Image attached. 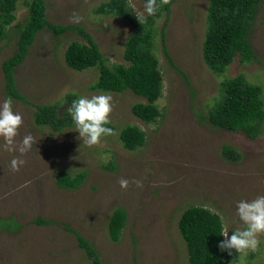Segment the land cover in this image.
Masks as SVG:
<instances>
[{"label": "rangeland", "instance_id": "1", "mask_svg": "<svg viewBox=\"0 0 264 264\" xmlns=\"http://www.w3.org/2000/svg\"><path fill=\"white\" fill-rule=\"evenodd\" d=\"M104 1L46 0L48 19L83 26L109 64L128 63L125 45L138 26L97 13ZM128 1L137 22L151 14L145 0ZM209 5V0H175L170 13L156 20L154 49L164 78L158 105L164 115L153 123L132 112L135 103L148 101L145 97L130 90H94L98 67L77 71L67 65L69 43L87 42L75 29L42 30L15 68L19 91L34 104H59L63 113L67 95L75 93L81 114L97 107L118 130L139 125L146 144L129 151L118 132L90 136L77 124L58 132L40 126L34 105L7 96L2 63L18 48L16 24L28 17V7L19 2L17 20L0 42V264H92L68 225L94 244L104 264H189L178 221L191 205L221 215L234 249L229 264H264V123L253 139L207 119L225 78L244 73L262 86L264 96V0L250 36L257 58L243 63L237 55L223 75L214 73L202 54ZM163 30L175 65L164 53ZM225 145L241 158L226 159ZM62 170L72 175L85 170L87 178L76 189L60 187L56 175ZM117 207L126 209L127 221L114 241L108 223ZM38 216L56 222L33 223ZM12 219L22 227L12 226Z\"/></svg>", "mask_w": 264, "mask_h": 264}, {"label": "trees", "instance_id": "2", "mask_svg": "<svg viewBox=\"0 0 264 264\" xmlns=\"http://www.w3.org/2000/svg\"><path fill=\"white\" fill-rule=\"evenodd\" d=\"M21 0H0V42L7 38L9 27L17 20V7ZM28 7V17L18 22V48L3 63L6 94L8 97L22 100L36 107L35 122L40 126H49L53 131L78 125L90 135L98 136L119 133L123 146L136 151L146 144V132L137 124H127L118 130L97 108H90L84 115L82 100L75 93L67 95L69 106L63 113L59 104H34L22 94L16 83L15 68L30 52L39 32L44 29L62 34L71 29L77 30L87 42L71 41L65 50V61L69 67L83 71L98 67L99 77L91 88L101 91H132L145 97L147 102H137L132 112L146 123H153L163 117L164 112L158 105L163 96L164 78L160 59L155 52L156 20L163 13H170L175 0H145L151 14L137 22L133 7L128 0H107L95 9L97 13L125 18L138 26L125 45V60L128 63L109 64L108 58L100 49L93 35L83 26L56 24L48 19L46 0H22ZM262 0H209L208 30L202 47L203 58L208 67L216 74H225L229 65L239 55L241 62L250 63L257 54L250 39L254 22ZM163 50L170 62L175 65L167 47L164 30L162 32ZM208 121L217 128L230 131H244L250 138L256 139L263 131L264 96L259 84L251 83L244 73L225 78L221 82V95L209 109ZM224 157L236 161L241 153L231 145L223 147ZM87 178V172L72 175L59 171L57 185L76 189ZM3 225H10L9 219H2ZM12 226L22 224L12 219ZM127 221V211L123 207L114 209L108 223V232L112 240L118 241ZM53 219L38 216L33 223L52 225ZM179 230L184 238L189 264H229L234 249L224 237V222L221 215L211 208L191 205L186 208L179 221ZM13 228V227H11ZM79 246L83 248L92 264H104L98 250L83 234L72 226ZM91 264V263H78Z\"/></svg>", "mask_w": 264, "mask_h": 264}, {"label": "clouds", "instance_id": "3", "mask_svg": "<svg viewBox=\"0 0 264 264\" xmlns=\"http://www.w3.org/2000/svg\"><path fill=\"white\" fill-rule=\"evenodd\" d=\"M224 237H225L226 242L228 243V240H227V238H226L225 229H224ZM228 244H229V243H228ZM229 245H230V244H229Z\"/></svg>", "mask_w": 264, "mask_h": 264}, {"label": "bare ground", "instance_id": "4", "mask_svg": "<svg viewBox=\"0 0 264 264\" xmlns=\"http://www.w3.org/2000/svg\"><path fill=\"white\" fill-rule=\"evenodd\" d=\"M206 207V206H205Z\"/></svg>", "mask_w": 264, "mask_h": 264}]
</instances>
